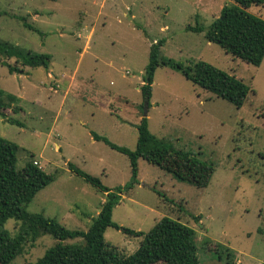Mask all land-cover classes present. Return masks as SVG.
<instances>
[{
  "label": "rangeland",
  "instance_id": "rangeland-1",
  "mask_svg": "<svg viewBox=\"0 0 264 264\" xmlns=\"http://www.w3.org/2000/svg\"><path fill=\"white\" fill-rule=\"evenodd\" d=\"M227 4L0 0V41L51 56L48 69L20 67L22 73H9L14 59L0 57V91L16 96L14 106L21 109L0 115V137L17 144V169L35 162L55 173V181L35 195L28 212L68 230L86 231L87 218L96 217L103 195L71 174L66 162L109 189L124 186L131 174L127 157L93 141L91 133L133 151L136 125L146 116L153 135L211 164L214 172L206 187L196 188L141 159L138 183L123 192L112 221L147 232L158 219L170 217L195 231L200 264H226L227 252L236 264H264V59L259 67L247 65L203 33L188 30L208 27ZM247 11L264 20V7L252 5ZM17 17H25L40 33ZM157 41L162 58L192 68L203 61L242 80L250 88L244 104L238 108L181 72L159 67L145 108L142 76L150 46ZM53 120L58 122L55 130ZM16 226L14 220L5 224L11 233ZM104 239L132 253L141 238L108 228ZM55 243L50 235L42 236L10 264H32Z\"/></svg>",
  "mask_w": 264,
  "mask_h": 264
},
{
  "label": "trees",
  "instance_id": "trees-1",
  "mask_svg": "<svg viewBox=\"0 0 264 264\" xmlns=\"http://www.w3.org/2000/svg\"><path fill=\"white\" fill-rule=\"evenodd\" d=\"M228 1L229 4L222 7L219 17L208 27L197 25L188 27V30L203 33L208 42L219 46L225 53L247 65L259 67L264 59V20L247 10L252 5L264 7V0ZM17 19L27 29L40 33L26 22L25 17ZM160 46L161 41H157L149 49L140 89L145 102L151 98L156 69L169 67L181 72L203 90L238 108L244 104L250 88L242 80L203 61L192 68L162 58L159 55ZM0 57L14 59L15 66H8L9 73H22L20 67L48 69L51 60L49 54H35L1 41ZM17 100L16 96L0 91V115L5 117L4 111L7 109L14 114L21 112L19 106H14ZM7 122L22 126L16 119H8ZM136 129L137 141L133 151L91 133L95 141H102L110 149L127 157L131 174L124 186L109 189L98 178L74 164H66L72 174L82 178L103 195L99 212L90 220L86 231L68 230L54 219L26 210L35 195L55 181V173H46L35 162H28L23 168L17 169V144L0 137V264L12 263L23 254L26 246L33 247L37 239L45 235L53 237L56 243L32 264H200L196 233L178 220L164 216L147 232L124 228L112 221L113 209L121 202L123 192L130 191L138 183V161L141 159L196 188L206 187L214 172L211 164L185 151L176 150L165 139L153 135L149 131L146 116L141 117ZM8 220H14L17 225L14 233L5 228ZM108 228L141 238L138 248L132 253H125L107 243L104 233ZM75 239H80V242L69 241ZM226 255V264H236L231 259V253L227 252Z\"/></svg>",
  "mask_w": 264,
  "mask_h": 264
},
{
  "label": "crops",
  "instance_id": "crops-1",
  "mask_svg": "<svg viewBox=\"0 0 264 264\" xmlns=\"http://www.w3.org/2000/svg\"><path fill=\"white\" fill-rule=\"evenodd\" d=\"M68 86H70V83H69ZM57 123H58V122H56V120H53V130H55V129L58 128ZM91 139H92L93 141H95V140L92 138V136H91ZM54 144H55V148H58V147L60 146L59 144H57V142H54ZM59 150H61V149H59ZM67 163H68V162H66V164H67ZM138 163H139V161H138ZM71 174H72V173H71ZM102 201H103V200H102ZM98 212H99V208L97 209V213H96V214H98ZM91 219H92V218H91ZM91 219L87 218V221L90 222Z\"/></svg>",
  "mask_w": 264,
  "mask_h": 264
},
{
  "label": "water",
  "instance_id": "water-1",
  "mask_svg": "<svg viewBox=\"0 0 264 264\" xmlns=\"http://www.w3.org/2000/svg\"><path fill=\"white\" fill-rule=\"evenodd\" d=\"M147 104H148V103L146 102V103H145V108H147Z\"/></svg>",
  "mask_w": 264,
  "mask_h": 264
},
{
  "label": "built area",
  "instance_id": "built-area-1",
  "mask_svg": "<svg viewBox=\"0 0 264 264\" xmlns=\"http://www.w3.org/2000/svg\"><path fill=\"white\" fill-rule=\"evenodd\" d=\"M34 164H37V163H34Z\"/></svg>",
  "mask_w": 264,
  "mask_h": 264
}]
</instances>
